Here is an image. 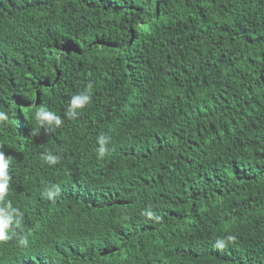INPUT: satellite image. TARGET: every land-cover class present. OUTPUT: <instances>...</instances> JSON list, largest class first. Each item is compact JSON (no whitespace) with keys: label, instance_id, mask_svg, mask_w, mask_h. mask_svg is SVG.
<instances>
[{"label":"trees","instance_id":"16d2710c","mask_svg":"<svg viewBox=\"0 0 264 264\" xmlns=\"http://www.w3.org/2000/svg\"><path fill=\"white\" fill-rule=\"evenodd\" d=\"M0 111V264H264V0H0Z\"/></svg>","mask_w":264,"mask_h":264},{"label":"clouds","instance_id":"9594fccd","mask_svg":"<svg viewBox=\"0 0 264 264\" xmlns=\"http://www.w3.org/2000/svg\"><path fill=\"white\" fill-rule=\"evenodd\" d=\"M91 100L90 91L81 92L77 95H74L70 101L69 114L75 115V110L83 108L85 105L89 103ZM37 121L42 124L46 123L49 125H55L59 127L62 123V120L59 116H57L54 112L47 111L45 108L41 107L35 113ZM8 115L5 112L0 111V121H7ZM109 142V138L105 136H100L98 138L99 148H98V156L99 158H103L109 151L107 148V144ZM44 160L48 165H55L59 163L60 157L58 155H54L52 153H47L44 155ZM10 163V158H6L4 153L0 151V242L8 241L14 235V228L19 227L22 222V213L18 208L13 207L12 202L6 200V197L9 192V180L10 177L8 175V165ZM58 190V186H53ZM147 216L151 217L150 212L145 213ZM11 233V234H10ZM228 240L234 239L233 237H228ZM18 243L22 246H27L29 241L27 236H21L19 238ZM217 245L219 247H223L224 241L218 239Z\"/></svg>","mask_w":264,"mask_h":264}]
</instances>
